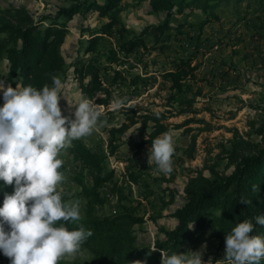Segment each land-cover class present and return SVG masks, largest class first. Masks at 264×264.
I'll list each match as a JSON object with an SVG mask.
<instances>
[{
	"label": "rangeland",
	"instance_id": "rangeland-1",
	"mask_svg": "<svg viewBox=\"0 0 264 264\" xmlns=\"http://www.w3.org/2000/svg\"><path fill=\"white\" fill-rule=\"evenodd\" d=\"M72 1L0 0V17L16 24L13 15H30L35 19L40 14L55 13L59 7L68 6ZM198 6H186L183 13L171 16L172 28L168 30L170 36L163 52L138 49L124 60L125 64L121 63L120 66L128 68L124 72L126 83L119 82L111 87L112 99L108 104L95 102L102 113L101 119L106 120V123L101 124L91 135L81 138L89 148L106 156L105 167L115 169L114 179L118 178L124 193L132 197L131 205H136L135 213L146 218L134 226L135 235L143 245L152 244L156 237L163 236L160 227L173 226L174 220L170 213L181 202L183 185L187 177L202 169L204 161L207 165V169L203 170L205 174L226 173L232 169L227 157L233 129H237L245 139L258 143L259 150H264V131L258 133V129L264 125V0H243L238 4L230 1L220 7L218 21H209L202 26L200 21L203 13ZM96 15V12H91L87 18H82L77 14L66 23L60 50L67 64L77 56H88L84 53V47L90 31L84 28L99 27L102 20ZM120 15L124 23L135 32L164 18L163 13H150L146 2L136 3L135 0H123ZM111 31L110 34L101 35L98 41L103 58L118 43L117 36ZM183 57H191V64L197 66V80H193L189 91L174 97L176 90L171 88L163 74L173 68L174 61ZM6 61L3 56L0 57V73L6 74ZM110 75V72H106L104 77ZM72 78L70 67L67 75L61 78L63 98L60 100L62 113L69 116L72 113L71 105L82 98L78 84ZM103 96L98 94L97 98ZM117 97L126 98L125 103L120 108H113L112 101ZM179 97L193 99L192 106L197 112L175 115ZM130 105H137L142 111H169L166 112L168 118L165 120L169 124L198 118L207 121L209 129L205 130H200L203 124L197 122L172 129L177 147L187 145L190 137L196 135L194 158L187 160L177 150L170 175H164L157 169L150 170L148 165L151 160H147L149 147L136 150L133 146L140 137H145V134L140 135L137 131L139 124L131 126L122 134L123 142L118 146L116 154H109L108 129L120 126L125 118L124 109ZM188 127L190 131H183ZM59 158L63 160L61 171L65 177L59 190L69 194L68 201H79L82 216L84 200L81 198L79 182L89 185L91 176L82 170L80 163L74 161L66 149L61 151ZM130 171L138 174L140 184L126 178L125 174ZM112 188L109 183L103 186L101 194L104 203L98 207L99 213H111L124 203L116 202ZM147 189L151 193L146 196ZM170 193L174 197L172 203H169ZM224 248L225 243L220 246L217 240L204 234L195 238L194 247L187 252L202 250L205 264H225ZM90 257L86 250H79L75 255L63 258L71 263L85 264ZM0 264H9V258L0 261Z\"/></svg>",
	"mask_w": 264,
	"mask_h": 264
},
{
	"label": "trees",
	"instance_id": "trees-1",
	"mask_svg": "<svg viewBox=\"0 0 264 264\" xmlns=\"http://www.w3.org/2000/svg\"><path fill=\"white\" fill-rule=\"evenodd\" d=\"M230 1L238 4L243 0H135L136 3L146 2L150 13L164 14L163 20L147 24L138 32L128 27L120 15L123 0H73L68 6L59 7L55 13L40 14L35 19L30 15H23L24 17L13 15L16 24L0 17V57L10 60L12 66L10 72L7 70L6 74L0 73V78L6 79L13 87L19 80V86L31 84L39 89L45 84L51 85L53 75L60 79L65 77L71 67L72 79L77 82L81 96L106 105L112 99L111 87L119 82L126 83L124 72L128 68L120 65L125 64L124 60L130 54L138 49L160 52L166 49V42L170 36L168 30L172 28L170 18L174 13L181 14L185 10L184 7L197 4L203 13V19L200 21L202 26L209 21H218L220 7L229 4ZM91 12H96L97 18L102 21L97 29L84 28L90 31L84 47V53L88 56H77L74 61L67 64L60 50L66 23L77 14L87 18ZM232 13L236 14L235 11ZM111 30L117 36L118 43L103 58L98 41L101 35L112 33ZM2 35L4 36L1 37ZM8 41L10 42L6 43ZM196 68V65L191 64V57H183L174 61L173 68L163 74L171 88L176 90L174 97L189 91L193 80H197ZM106 72L111 73L107 78L104 77ZM98 94L104 96L97 98ZM193 102V99L179 97L178 109L174 114L196 113L197 109L192 106ZM142 110L137 105L125 107L124 121L120 126L108 129L109 154H116L118 146L123 142L122 134L135 124H139L137 127L139 134H145V137H140L134 143L136 150L144 146L150 148L152 140L157 136L188 123H201L203 126L200 130L209 129L208 122L202 118L169 124L165 122L168 118L166 112L169 111ZM184 130L188 132L191 129L188 127ZM263 131L264 125L258 129V133L262 134ZM253 133L254 131L250 134ZM243 136L237 129L232 130L227 157L228 163L232 165L229 172L205 174L203 170L207 169V165L204 161L202 169L195 175L187 177L182 188L181 202L170 213L175 220L174 226L160 227L163 236L156 237L149 245L141 244L134 231V226L146 218L135 213L136 205H131L132 197L124 193L122 186L118 184V178L114 179L115 169L105 167L106 156L89 148L82 139L74 140L66 150L74 161L80 163L82 170L91 176L89 185L83 181L79 182L81 198L84 200L83 215L79 223L93 232L80 248L91 256L85 264H139V261L160 264L161 251L167 254L185 253L194 247L195 238L204 234L209 235L212 240H217L221 246L225 243V235L237 222L264 213V150H259L258 143ZM117 140L119 143L115 144ZM195 146L196 135H192L187 145L175 146L174 155L178 150L187 160L193 159ZM148 168L155 170L156 166L150 162ZM125 176L134 183L138 182L139 176L134 171ZM108 183L113 186L116 202L124 203L111 213H99L98 207L104 203L101 190ZM254 185L258 188H254ZM12 190L11 185H3L0 181V201L5 192L11 193ZM62 192L64 199L68 201L69 194L66 191ZM150 193L151 190L147 189L146 196ZM242 196L250 198L252 204L239 202ZM173 201L174 197L170 193L169 203ZM67 227L76 228L78 224L69 223ZM254 234L264 235V226L256 225L250 235ZM153 248L155 250H152ZM7 259L0 254V261ZM58 264L78 263H71L62 258Z\"/></svg>",
	"mask_w": 264,
	"mask_h": 264
},
{
	"label": "clouds",
	"instance_id": "clouds-1",
	"mask_svg": "<svg viewBox=\"0 0 264 264\" xmlns=\"http://www.w3.org/2000/svg\"><path fill=\"white\" fill-rule=\"evenodd\" d=\"M6 65L10 72L11 61ZM51 79V85L38 89L31 84L13 87L0 78V181L13 189L0 201V254L9 258V264H58L63 257L75 255L93 234L79 223V201L65 200L59 190L65 179L59 154L74 140L91 135L106 120L101 119L95 101L87 97L71 105V116L63 114L62 81L55 75ZM125 99H114L113 108H120ZM149 149L147 160L160 173L170 175L174 131L154 138ZM239 202L252 204L244 196ZM69 223L78 227L70 229ZM256 225L264 226V213L237 222L225 235V264L264 262V235H250ZM202 255V250L161 251L160 264H205Z\"/></svg>",
	"mask_w": 264,
	"mask_h": 264
},
{
	"label": "crops",
	"instance_id": "crops-1",
	"mask_svg": "<svg viewBox=\"0 0 264 264\" xmlns=\"http://www.w3.org/2000/svg\"><path fill=\"white\" fill-rule=\"evenodd\" d=\"M121 123H122V122H121ZM121 123H120V124H121ZM117 127H118V126H117ZM132 169H134V168H132ZM138 182H139V181H138ZM138 182L135 183V184H138ZM139 184H140V182H139ZM179 204H180V203H179ZM172 219H173V218H172ZM173 220H174V219H173ZM174 224H175V220H174L173 226H174ZM173 226H172V227H173Z\"/></svg>",
	"mask_w": 264,
	"mask_h": 264
}]
</instances>
